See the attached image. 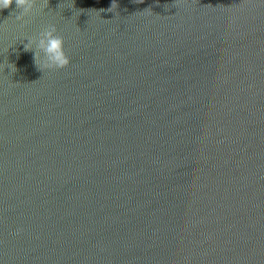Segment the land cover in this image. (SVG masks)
Listing matches in <instances>:
<instances>
[{"label":"water","instance_id":"95a60500","mask_svg":"<svg viewBox=\"0 0 264 264\" xmlns=\"http://www.w3.org/2000/svg\"><path fill=\"white\" fill-rule=\"evenodd\" d=\"M112 2L0 11V264H264V0Z\"/></svg>","mask_w":264,"mask_h":264},{"label":"clouds","instance_id":"9594fccd","mask_svg":"<svg viewBox=\"0 0 264 264\" xmlns=\"http://www.w3.org/2000/svg\"><path fill=\"white\" fill-rule=\"evenodd\" d=\"M13 4L16 10L11 12L10 17L14 15L15 21L20 22L21 27H25L31 23L32 17L49 7V0H0V11L10 9ZM118 7L116 0H113L107 11L112 13V10H117ZM103 11L105 10H100ZM64 45V38L58 34L57 27L49 23L37 36L27 38L24 50L34 53L33 59L38 70L58 71L70 65ZM11 70L17 71L14 64H11Z\"/></svg>","mask_w":264,"mask_h":264}]
</instances>
